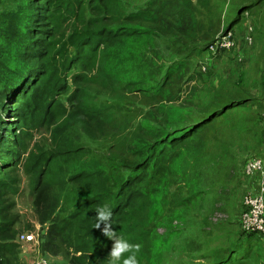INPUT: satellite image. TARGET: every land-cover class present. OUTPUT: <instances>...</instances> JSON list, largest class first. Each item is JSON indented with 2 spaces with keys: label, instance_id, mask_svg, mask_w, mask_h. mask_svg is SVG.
<instances>
[{
  "label": "trees",
  "instance_id": "obj_1",
  "mask_svg": "<svg viewBox=\"0 0 264 264\" xmlns=\"http://www.w3.org/2000/svg\"><path fill=\"white\" fill-rule=\"evenodd\" d=\"M211 3L214 0H0V206L3 197L18 192L14 174L30 131L51 129L52 148L37 147L23 166L31 180L34 213L40 225H48L43 253L55 255L61 247L67 251V264H105L112 241L94 224L96 209L108 205L117 234L142 245L139 264H162L172 241L184 235L178 232L179 222L182 228L191 222L184 219L188 206L206 199L209 207L221 175L226 176L233 163L228 153L225 168L214 154L208 156L213 151L208 143L218 139L217 125L210 127L217 121L229 124L233 115L247 109L239 91L243 76L236 83L214 84L212 62L204 71L199 68L219 35L220 10ZM63 23L68 27L59 34ZM87 71L105 84L111 80L129 94L156 101L152 118L136 124L119 156L104 157L95 140L87 146L64 141L74 122L92 139L91 123L101 127V111L81 101V84L90 81ZM194 78L211 80L188 99L178 100L181 86ZM258 119L262 126L259 114ZM67 183L75 194L57 212L58 199L51 202L50 194ZM9 207L0 208V264H14L23 251L15 241L16 220L9 219ZM243 211L242 205L240 215ZM190 229H185L188 234ZM252 235L257 234L240 230L234 248L219 264L248 261Z\"/></svg>",
  "mask_w": 264,
  "mask_h": 264
},
{
  "label": "rangeland",
  "instance_id": "obj_2",
  "mask_svg": "<svg viewBox=\"0 0 264 264\" xmlns=\"http://www.w3.org/2000/svg\"><path fill=\"white\" fill-rule=\"evenodd\" d=\"M211 4L220 10L219 35L233 23L230 31L233 35L234 47L220 55L212 56L213 54L210 53L207 58L205 55L199 61V68L200 65L205 67L208 62H212L209 73H211V79H214V84L219 80L223 82L231 80L236 83L238 76H243L239 91L243 92L242 97L247 101V109L244 107L233 115L229 124L217 121L211 125L210 128L217 125L214 134L218 139L216 143L213 141L208 143L213 145L211 147L213 151L207 153L208 156L214 154L216 162L221 161L225 168L228 153L232 156L233 163L229 167L228 174L221 175L216 185L218 193L209 201V207L205 202L206 199L200 201L197 206L192 203L188 206L189 213L184 218L191 222L182 223L184 228L181 227V222L178 225L175 223L181 229L178 232L181 234L184 231V235L172 241L170 250L162 256V264H219L234 248L237 235L240 234L239 215L243 197L248 193L255 194L258 190V178L244 175L243 165L246 161L256 157L261 158L264 163V128H262L263 125H259L258 119L259 114L261 120V105L264 97L262 83L264 81V0H214ZM241 10L244 11L238 16ZM237 18L238 21H236ZM67 27L68 24L63 23L58 31L59 34L64 33ZM86 75L90 81L81 84L84 92L81 101L85 106H93L101 111L97 116L101 127L98 129L97 124L91 123L90 131L94 137L92 139L82 131L79 122H74L67 128L64 141L74 146H87V143L95 140L97 150L103 152L104 157L119 156L123 154L126 139L136 124L143 117L152 118L150 109L156 105V101L147 100L137 94H129L111 80L105 84V81L95 72L87 71ZM211 79L202 82L194 78L181 86L178 100L188 99L187 96L199 92L198 88L201 84ZM74 89L72 85L71 90ZM259 92H261L260 95H258ZM257 100L260 102L259 112L255 107ZM63 101L65 107H68L69 103ZM5 120L12 123V119L5 118ZM51 132V129L46 128L30 131V138L25 141L28 145L27 151L23 154L14 174L18 179V192L16 195L9 194L2 199L5 202L3 206H10L9 219L16 220L15 237L23 233L36 234L41 243L48 225H40L34 213L31 180L30 176L24 172L23 166L29 154L36 152L37 147L44 150L52 148ZM52 190L50 201L53 202L54 198L58 199V212L67 207L68 198L71 194H75L71 190L76 189H73L71 183H67L61 190L58 187ZM77 194L84 196V194ZM186 228H191L189 234ZM164 231V228L158 226L159 233H164ZM189 235H193L191 240L184 244ZM247 243L252 245L253 251L249 260L242 264H264L262 257L264 236L252 235ZM66 253L67 251L62 250L61 247L55 255L48 253L49 263L67 264ZM31 257L32 254L21 251L17 262L12 263L32 264ZM105 264H108V260Z\"/></svg>",
  "mask_w": 264,
  "mask_h": 264
},
{
  "label": "built area",
  "instance_id": "obj_3",
  "mask_svg": "<svg viewBox=\"0 0 264 264\" xmlns=\"http://www.w3.org/2000/svg\"><path fill=\"white\" fill-rule=\"evenodd\" d=\"M234 47L231 31L222 33L209 46V52L215 55L218 51H229ZM204 71L205 68L203 67ZM262 125L264 128V97L262 99ZM243 174L256 176L258 190L255 194H246L243 197L244 211L240 215V227L245 233H257L264 236V163L261 158H252L245 162ZM16 241L25 253L32 254V264H50V258L41 251V241L36 234L23 233L17 236Z\"/></svg>",
  "mask_w": 264,
  "mask_h": 264
},
{
  "label": "clouds",
  "instance_id": "obj_4",
  "mask_svg": "<svg viewBox=\"0 0 264 264\" xmlns=\"http://www.w3.org/2000/svg\"><path fill=\"white\" fill-rule=\"evenodd\" d=\"M111 218L112 210L108 205L96 209L94 229L112 241L107 256L108 264H139L137 255L142 245L129 243L123 236L118 235L112 226Z\"/></svg>",
  "mask_w": 264,
  "mask_h": 264
}]
</instances>
